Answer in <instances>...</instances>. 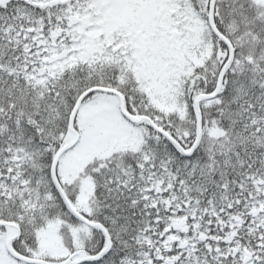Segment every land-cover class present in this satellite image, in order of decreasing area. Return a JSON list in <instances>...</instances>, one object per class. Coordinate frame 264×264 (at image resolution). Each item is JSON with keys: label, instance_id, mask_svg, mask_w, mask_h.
Masks as SVG:
<instances>
[{"label": "snow or ice", "instance_id": "1", "mask_svg": "<svg viewBox=\"0 0 264 264\" xmlns=\"http://www.w3.org/2000/svg\"><path fill=\"white\" fill-rule=\"evenodd\" d=\"M0 264H264V0H0Z\"/></svg>", "mask_w": 264, "mask_h": 264}]
</instances>
